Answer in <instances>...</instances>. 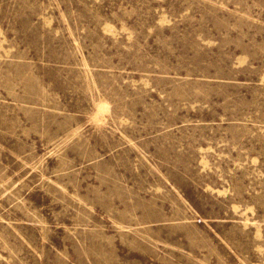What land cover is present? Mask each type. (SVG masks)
Segmentation results:
<instances>
[{
    "label": "rangeland",
    "instance_id": "obj_1",
    "mask_svg": "<svg viewBox=\"0 0 264 264\" xmlns=\"http://www.w3.org/2000/svg\"><path fill=\"white\" fill-rule=\"evenodd\" d=\"M0 264H264V0H0Z\"/></svg>",
    "mask_w": 264,
    "mask_h": 264
}]
</instances>
